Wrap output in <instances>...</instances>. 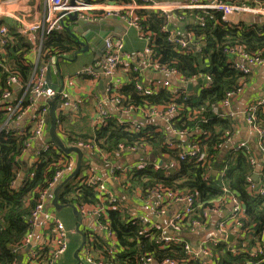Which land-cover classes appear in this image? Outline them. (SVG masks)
<instances>
[{"label": "trees", "instance_id": "trees-1", "mask_svg": "<svg viewBox=\"0 0 264 264\" xmlns=\"http://www.w3.org/2000/svg\"><path fill=\"white\" fill-rule=\"evenodd\" d=\"M106 1L112 5H127L132 0ZM220 2L233 5L242 1ZM135 15L144 32L151 35L150 48L155 60V70L174 69L180 74L181 80L195 81L197 97L187 95L184 89L180 90L184 93L177 98L167 89H160L150 96L140 95L135 89L140 75L134 72L129 74L127 84L120 89H113L112 92L122 97L123 109L134 108L135 112L140 113L142 110L151 111L168 106L179 109L178 114L171 120L170 127L180 134H192L189 143L183 147L177 137L170 136L159 125L144 120L140 113L143 120L138 118L134 121L140 125L138 132L130 131L125 124V118L120 114L110 115L107 112L101 123L96 122L90 126L79 108L74 114L77 116L74 121L63 118L62 111L57 113V120L62 124L60 134L65 145L91 142L101 153L108 155H113L120 145L146 147L148 155L161 162L160 167L154 170L149 165L146 168L133 169L126 175L123 170H116V176L121 178L122 192H138L142 197L155 192L161 195L166 192L190 195L195 199L198 208L190 216L175 223L177 230L173 229V232L180 234L183 242L163 248L159 241L160 231L153 228L144 232L146 225L131 216L128 209L121 208L123 203L118 197L120 205L106 210L114 239H103L93 232L86 237L93 238L88 244L94 259L109 264H145L147 259L158 264L166 261L176 264H203L201 258L193 253L187 254L184 250V243L190 242L184 234L191 232L190 225L193 221L205 223L203 213L212 208L214 203L225 204L231 196L241 202L243 208L242 216L238 218L241 223L240 238H252L261 233V243L264 245V196L258 195V189H249L247 183V179H251L256 171V165L254 167L249 158L253 156L262 161L261 152L259 150V155H255L251 149L248 154L242 149H225L227 141L234 135L236 122L230 118L220 119L214 114V108L221 105L226 94L241 88L249 75L232 69L229 53L240 50L249 56L264 54V22L250 25L241 22L236 25L228 24L222 20L221 12L209 9L175 13V22L183 24L192 33L193 44L198 45V50L189 48L182 51L176 43L169 42L172 22L165 15L145 10L135 11ZM177 17H182L183 21H178ZM2 22L8 29L10 40L3 45L0 53V62L4 58L2 64L6 65L5 68L0 67V98L6 88L11 91L10 87L4 85L8 76L16 74L26 84L32 73L28 41L20 35L18 26L12 20L3 19ZM78 49L76 41L63 30L48 37L40 59L45 62L63 54L74 53ZM206 77L209 78L210 88L203 89L207 85L203 80ZM254 116L255 125L264 131L263 108H259ZM7 118V112H0V127ZM29 137V133L17 137L0 134V264H17L16 251L31 231L29 218L37 204L39 193L48 187L61 168L59 162H65L68 158L60 151L57 153L54 145L48 142L47 152L40 155L36 162L23 164L21 158L24 156V144ZM170 144L176 147L171 148ZM194 145L200 147L199 154L204 155L203 159H182L184 148ZM92 157L100 156L92 152L90 158ZM90 162L82 154V168L78 176L70 179L60 190L59 204L73 205L76 209L98 205L93 188L81 184L84 179L82 171ZM170 164L173 167L168 168ZM21 173L22 182L17 186L16 181ZM260 178L264 181V163ZM245 241L239 239L235 246L224 241L207 244L210 254L207 260L212 264H264V261L258 263L259 259L243 252L245 249L242 244ZM256 244V241L249 239V247L253 249ZM232 249L239 252L234 254Z\"/></svg>", "mask_w": 264, "mask_h": 264}, {"label": "built area", "instance_id": "built-area-1", "mask_svg": "<svg viewBox=\"0 0 264 264\" xmlns=\"http://www.w3.org/2000/svg\"><path fill=\"white\" fill-rule=\"evenodd\" d=\"M240 4L229 5L226 3H221L220 0H211L208 4H204L199 0H190L188 2H165L163 0H132L127 5H112L108 4L106 0H44L43 2V16L42 18L33 20L30 17V13L27 10L28 4L25 0H0V53L3 50V45L10 40L8 29L5 24H3V19L12 20L19 28V33L23 37L26 38L30 45V54L32 60L29 62V66L31 68V76L26 84L21 82V79L18 75L12 74L8 76L4 85L6 87H10L9 89H5L4 93L0 98V112H7L8 118L6 122L0 127V134L4 133L5 136L12 135L14 137L24 136L29 133L30 137L28 141L24 144V155L31 154V158L29 159L30 164L34 163L38 160L39 156L48 150V142H51L54 145V148L59 153L57 146L51 141H45V135L48 131V117L50 110V102L55 100V105L59 109L62 108H73L74 112L77 113V106L72 105L69 101L68 94L63 91V87L61 90H53L48 86L46 81V72L47 68L50 65L54 64L56 59H60L64 57L60 55L56 58H52L45 62H42L40 59V54L42 48L47 41L48 37L54 33L62 32L65 26L72 25V22L68 19L69 15L76 14L77 18L83 21H86L88 24H97L101 19L106 18L110 15L118 16L123 19L129 27H132L136 30L140 39L146 42V47L144 49L143 57V66L149 69H156L155 60L152 58V50L150 48L151 43V35L147 32H144L141 27L138 18L135 15V11L145 10L151 11L155 13H160L165 15L168 19L172 17L175 13H180L186 10H216L221 12L222 20L228 24H233L228 21V18L234 15H248L253 18H264V0H241ZM178 21H183L182 17H177ZM68 24V25H67ZM237 24V23H236ZM233 24V25H236ZM192 33H187L185 38L180 39L176 38L172 31H170L169 42L176 43L178 49L185 51L189 48H195L198 50V45L192 42ZM105 49L99 58V60L95 63V65H89L86 67H82L77 73H75V77H89L93 81L99 80V78L103 77L106 81L105 92L107 93V97L114 104L117 112H121L125 115V124L128 125V129L132 132H138L140 129V125L135 123L132 118L139 115L144 120H171L178 114V110L173 106L168 107H159L157 109H153L151 111L142 110V113L135 112L136 109L126 108L123 109L121 106L122 97L118 94L112 92L114 89L113 79L116 71L125 67V70L132 71L134 73H139L140 69L138 67H130L123 61V41L122 38L110 35L104 39ZM197 47V48H196ZM231 57V67L236 72H239L244 75H248L251 73V69L255 66L264 65V54L260 56H249L242 53L240 50L231 51L229 53ZM5 59L2 58L0 62V67L5 68L6 65L2 64ZM161 73L167 75L169 79L172 80L173 90L170 91L177 98L180 94L184 93V91H180L184 89L183 86L186 83L181 80L180 74L174 69H161ZM205 82H207L206 86L201 88L208 89L209 87V78H203ZM171 83V82H170ZM168 85V83H166ZM135 89L138 94L143 96H150L154 94V89L143 87L140 84V81H137L135 84ZM16 91V92H15ZM240 89L227 93L225 99L222 101L221 105L214 108V114L220 118H230L228 116L227 110L230 109V104L233 98L240 93ZM186 93V92H185ZM263 108L264 110V88L262 91V97L259 101L254 104H250L244 112L245 122L246 124L254 131L257 137V145L259 146V150L262 155V159L264 161V131L255 125V112L259 109ZM96 115L97 120L95 121L101 123L105 118L106 112L102 107L100 101H96ZM140 113V114H139ZM74 120L77 119L76 115H73ZM26 119L29 120V123L21 122V126L18 128H14L17 124V121H21ZM62 124L60 120L56 119L55 131L58 138L63 142V137L60 134ZM172 132L177 135H185L180 134L172 129ZM205 134V133H204ZM204 137H207L204 136ZM230 143V139L227 141V144ZM64 144V142H63ZM226 144V145H227ZM67 148H78L82 151V154H85L87 160H90V155L92 152L98 154L101 159L108 160L114 157H119L123 154H137V153H147L148 149L141 145L134 146H118V150L113 155H108L101 153L99 149H97L91 142L87 143H77L75 145H65ZM38 147L35 153L32 154V148ZM171 148H175L176 146L171 145ZM239 149L246 154L250 153V148L246 143H240ZM201 151L198 145H194L192 147L184 148V153L181 158L184 159H203L204 155L199 154ZM60 153L64 154L60 151ZM66 155V154H64ZM73 155V154H72ZM72 155H66L68 158L65 162H59L61 168L56 172L53 180L50 182L48 187L41 191L38 196L37 204L34 210L31 213L29 218V224L31 226L30 233L23 240L21 247L16 251V255L18 251L28 247L30 245L31 237H32V226L34 224V220L44 212V208L48 198L53 193V191L61 184L66 177L68 171L73 168L74 163L72 161ZM23 157L21 158V160ZM251 164L255 167L257 166L258 160L250 156L249 158ZM149 165H152L154 170H157L160 167V162L155 161L154 163H140L137 167H129L123 170L124 175H126L129 171L133 169H142L146 168ZM173 167V164H170L168 168ZM83 173V182L81 184H85L93 188L94 193L97 197L98 205L96 206H83L80 209H77L80 217L91 216L97 220V229L98 231L105 235V238L108 240H113L114 235L109 228V222L107 220L106 210L115 208L117 205H120V201L116 193L111 190L101 179L96 175V171L92 164L85 167L82 171ZM22 174V173H21ZM20 174V178L21 177ZM18 179V182H22V179ZM124 179L125 176H122ZM259 179V178H258ZM19 182V183H20ZM248 188L254 191V189H258V195L264 196V181L260 178L257 184L251 179H247ZM138 192H136L137 194ZM152 194H159L157 192ZM151 194V195H152ZM164 199L168 203L170 202H180L186 204L185 209L182 213L177 215L170 226L173 229L177 230V226L175 223H179L184 218L190 216L195 209H197V203L195 199L188 195L182 196L170 192H166L163 194ZM229 203L232 205V212L229 214L227 219L219 220L215 227L206 232L195 244L196 252H194L192 244L187 242L184 243V250L187 254H194L198 257H202L205 259L203 264H212L211 261L207 258L210 254L207 251V244L220 243V242H228L227 236L231 229H240L241 223L238 222V218L242 216L243 208L241 202H239L234 197H229ZM219 203H214L212 208L207 209L203 213V219L207 220L211 215H217L219 213ZM121 208L127 209L124 206ZM201 225L198 221H193L190 225V231L194 232L196 228ZM44 239L43 243L40 247L35 249H29L26 254L25 264H56L66 253L68 248V231L66 230L63 222L58 219L56 216L48 215L47 219L44 223ZM150 227H145L144 232L150 231ZM72 234L74 231L71 232ZM85 236V235H84ZM93 239L85 236L83 246L78 253V256L83 264H109L103 262L101 260L94 259V255L91 251V248L88 243L92 242ZM160 244L163 248L169 247L171 244H177L183 242V238L180 234L173 235H163L159 236ZM112 250H114L112 248ZM232 252L238 253V250L232 249ZM249 254L252 258H257L258 263L264 261V245L263 243H257L255 248L250 251H244ZM152 262L151 259H147L145 264H150ZM163 264H174L171 261H166Z\"/></svg>", "mask_w": 264, "mask_h": 264}, {"label": "crops", "instance_id": "crops-1", "mask_svg": "<svg viewBox=\"0 0 264 264\" xmlns=\"http://www.w3.org/2000/svg\"><path fill=\"white\" fill-rule=\"evenodd\" d=\"M190 0H175L177 3L182 2H188ZM200 2L204 4H208L211 0H199ZM25 2L28 4L27 10L29 11V15L31 19L36 20L39 18H42L43 16V2L44 0H25ZM121 19V18H120ZM175 17L172 15L170 18L172 22V34L176 38L183 39L185 38L186 34L188 33V29H186L183 24L175 22ZM123 21V19H121ZM228 21L233 24L238 23H245V24H254L259 22H264L263 18H253L248 15H234L228 18ZM262 22V23H263ZM73 26V25H70ZM69 26V27H70ZM113 26V33H109V35H114L117 37H121L123 41V61L130 67H138L140 69V84L143 87L154 89L155 91H159L160 89H167L168 91L173 90L172 80L169 79V77L160 71H157L155 69H149L143 66V53L144 49L146 47V42L139 38L136 30L132 27H129L127 24V27L123 28L120 24L117 23H110L108 24V27ZM114 32H118V34H114ZM64 57H67L69 59L73 58V53L70 54H64ZM87 58L86 61H82V66L80 68H76L74 65L77 62V60H83ZM96 56L92 52H88L85 54L78 55L75 61L72 62H65L63 59L59 60V64L61 67V74L65 78L64 85H63V91H65L68 94L69 101L72 103V105L77 106V111L79 108V111L81 112V115L85 117L86 122L90 123L89 125L95 124V121L97 119L96 115V101H100L102 104V107L104 108L105 112H107L110 115L120 114L122 118L125 117L124 114L121 112H117L115 109L114 104L110 101V99L107 97V93L105 92V85L106 81L103 79V77L99 78L97 81L91 80L89 77H75V73H77L82 67H86L89 65H95L97 61H95ZM95 61V62H94ZM54 65V64H53ZM50 65V66H53ZM132 71L125 70V67L119 68L114 76L113 84L114 89H120L125 84L128 83L130 78V73ZM56 73V72H55ZM171 82V83H170ZM168 83V85H166ZM102 86V87H101ZM197 83L195 81H187L183 88L184 91L187 93V95H190L192 97H197L196 92ZM264 88V65L262 66H255L251 69V73L248 75V78L246 81H244V84L241 88H239L241 91L236 95L231 104L230 109L227 110L228 116L231 120H234L236 122L234 135L232 139H230V143L225 145V149H239L240 143H246L251 151L255 155H259V146L257 145V137L252 131V129L246 124L245 122V109L250 105L254 104L255 102L259 101L262 97V91ZM238 90V89H237ZM16 92V91H15ZM62 111L64 113L63 118H68L70 121H74L73 115L75 114L73 108H62V109H56V114ZM137 120L138 118L142 119L139 115L135 116ZM58 118V117H57ZM133 119V118H132ZM134 120V119H133ZM143 120V119H142ZM21 122L29 123V120L26 121V119L21 120L20 122L17 121V124L14 128H18L21 126ZM150 123L159 125L162 129H165L170 136H175L178 138L179 142L184 147L189 143L190 138L193 136L192 134H185L177 136L172 132V129L170 127V121L168 119L155 121L151 120ZM23 124V125H24ZM48 124L50 127V115L48 117ZM22 125V126H23ZM21 126V127H22ZM49 127L48 131L45 135V141L50 140L49 136ZM38 149V147L32 148V154L35 153V151ZM31 154H26L23 156L22 162L23 164H30L29 159L31 158ZM72 161L74 163L73 168H71L68 173L66 174V179L70 175L73 174L75 171V165L78 161L77 155H72ZM90 163L92 166H94L96 175L100 177V179L111 189L116 193V195L119 197L120 201L123 203V206L128 209L131 216L136 217L137 219L143 221V223L146 225V227H150L151 229L156 228L158 231H160L161 234L165 235H173L175 234L173 232V227L170 226V223L172 220L183 212V210L186 207V204L180 203V202H170L168 203L166 199H164L163 195L161 194H152L147 197H142L140 193L137 194H129L126 192H122L120 188V182L121 178L116 176L115 171L116 170H124L125 168L129 167H137L140 163H154L156 160L152 158L147 153H137V154H123L119 157H114L108 160H103L100 157H92L90 158ZM258 164L256 166V171L258 178L260 179V173L263 170V163L264 161H258ZM20 178V176H19ZM18 178V179H19ZM18 179L16 181V185L19 186L20 183L18 182ZM22 179V178H20ZM73 179V178H72ZM71 179V180H72ZM257 184V182H255ZM51 197V196H50ZM49 197V198H50ZM48 198V201L46 202L44 212L43 214L39 215L35 220L34 224L32 226V237L30 241V245L21 251L23 252V259L21 264H25L26 260V254L29 249H35L37 247H40L43 243L44 239V223L47 219L48 215H54L58 219H60L59 215H61L60 219L68 233V239H69V247L66 251V253L63 255V257L56 263V264H78L75 259V251L78 249L82 242V235L90 236V233H96L97 236L105 238V235L101 234L97 229V220L94 217L91 216H85L81 217V224L79 225V231L82 234L77 233L76 226H77V219L74 217L73 212L70 208H63L59 211H55L53 207L50 204V199ZM62 205V204H60ZM62 210H65V212H69L71 217L66 216V218L69 220L67 224V220L62 214ZM61 212V213H60ZM232 212V205L229 202L219 203V213L217 215H211L208 217L207 220H205L204 224H201L198 228L194 229V232L185 233L184 236L186 239H188L192 244L194 252H196L195 244L198 243L199 239L208 231L212 230L217 222L219 220L227 219L229 214ZM74 231L72 234L71 232ZM239 233H241L240 229H231L228 236L232 235L234 238V242L230 243L232 245H237L239 239L240 240H246L243 242L242 247H244V251H250L252 247H249V239L256 241V243H261L263 239V234L256 235L255 237H249L240 238ZM196 237H192V236ZM227 236V237H228ZM91 239H93L91 237ZM236 250V249H235ZM201 258L202 261H205L204 258ZM212 263V262H211ZM80 264H83L80 263ZM150 264H158L156 262H151ZM176 264V263H174Z\"/></svg>", "mask_w": 264, "mask_h": 264}, {"label": "water", "instance_id": "water-1", "mask_svg": "<svg viewBox=\"0 0 264 264\" xmlns=\"http://www.w3.org/2000/svg\"><path fill=\"white\" fill-rule=\"evenodd\" d=\"M68 19L72 22L73 26H65L64 29L69 35L76 41V43L79 46V49L73 53V58L69 59L67 57H61L60 59H63L65 62H72L75 61L78 55L85 54L88 52H92L96 58L95 61L98 60V58L101 57L105 45H104V39L109 35V33H113V26L108 27V24L110 23H117L120 24L121 27L125 28L127 27V23L121 19L118 16L110 15L106 18L101 19L97 24H88L86 21L80 20L77 18L76 14H72L68 16ZM264 20V18H263ZM114 34H118V32H114ZM192 48V47H191ZM59 58L54 61L53 66H49L47 68L46 72V81L48 83V86L51 87L53 90H61L64 85L65 78L61 74V67L59 64ZM94 61V62H95ZM56 72V73H55ZM102 87V86H101ZM55 100L50 102V127H49V136L50 140L57 146L58 150L63 152L66 155H77L78 161L75 165V171L72 175L64 179L61 184L53 191V193L50 195V204L53 207L55 211H59L63 208H70L73 212L74 217L77 219V226L76 231L77 233L81 234L79 231V225L81 224V217L77 211V209L73 205H60L58 202V194L62 187L72 178H75L78 176L81 168H82V151L78 148L72 147L67 148L64 146L63 142L58 138L55 131L56 126V105ZM135 120L136 117H133ZM161 164V162H160ZM23 174H21V177ZM252 180L254 182H258V175L257 173H254L252 175ZM20 182V180H19ZM82 235V234H81ZM85 236L82 235V242L78 249L75 251V259L78 264L81 263V260L78 256L79 251L81 250L83 243H84ZM227 241L230 243L234 242V238L232 235H229L227 237ZM23 259V252L18 251L16 261L17 264H21Z\"/></svg>", "mask_w": 264, "mask_h": 264}, {"label": "rangeland", "instance_id": "rangeland-1", "mask_svg": "<svg viewBox=\"0 0 264 264\" xmlns=\"http://www.w3.org/2000/svg\"><path fill=\"white\" fill-rule=\"evenodd\" d=\"M86 60H87V58H85L83 60H81V59L80 60H77V62L75 63L74 66L78 69V68H80L82 66V64H83L82 61H86ZM61 212H62V214L64 215L65 218H66V216L71 217V215L69 214V212H65V210H62ZM58 215H59L60 219H62V220L65 221V219L61 218V215L60 214H58ZM66 220H67V224H68L69 220L67 218H66Z\"/></svg>", "mask_w": 264, "mask_h": 264}]
</instances>
